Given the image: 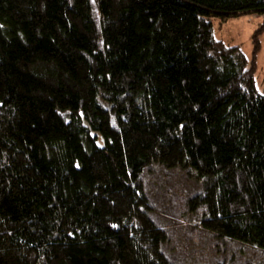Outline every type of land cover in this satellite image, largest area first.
I'll list each match as a JSON object with an SVG mask.
<instances>
[{"label": "trees", "instance_id": "16d2710c", "mask_svg": "<svg viewBox=\"0 0 264 264\" xmlns=\"http://www.w3.org/2000/svg\"><path fill=\"white\" fill-rule=\"evenodd\" d=\"M264 0H0V264H178L149 172L264 252V93L213 19Z\"/></svg>", "mask_w": 264, "mask_h": 264}, {"label": "rangeland", "instance_id": "374dc122", "mask_svg": "<svg viewBox=\"0 0 264 264\" xmlns=\"http://www.w3.org/2000/svg\"><path fill=\"white\" fill-rule=\"evenodd\" d=\"M264 22V15L248 13L225 21L213 19L217 39L229 45H239L248 59L253 58V35ZM260 49L256 54L254 80L264 93V30L258 35ZM194 172L180 169L166 171L154 166L149 172L154 214L168 231L167 252L178 264H264V252L234 241L218 240L198 227L199 213L189 212L182 205V197L195 191L199 184Z\"/></svg>", "mask_w": 264, "mask_h": 264}, {"label": "crops", "instance_id": "0c3cea01", "mask_svg": "<svg viewBox=\"0 0 264 264\" xmlns=\"http://www.w3.org/2000/svg\"><path fill=\"white\" fill-rule=\"evenodd\" d=\"M256 73V72H255Z\"/></svg>", "mask_w": 264, "mask_h": 264}]
</instances>
